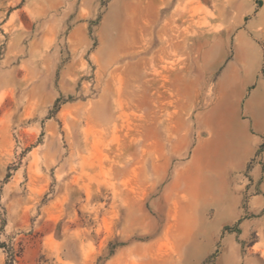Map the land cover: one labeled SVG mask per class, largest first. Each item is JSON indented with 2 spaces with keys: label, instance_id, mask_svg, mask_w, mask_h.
Masks as SVG:
<instances>
[{
  "label": "rangeland",
  "instance_id": "374dc122",
  "mask_svg": "<svg viewBox=\"0 0 264 264\" xmlns=\"http://www.w3.org/2000/svg\"><path fill=\"white\" fill-rule=\"evenodd\" d=\"M263 66L264 0H0V264H264Z\"/></svg>",
  "mask_w": 264,
  "mask_h": 264
},
{
  "label": "crops",
  "instance_id": "0c3cea01",
  "mask_svg": "<svg viewBox=\"0 0 264 264\" xmlns=\"http://www.w3.org/2000/svg\"><path fill=\"white\" fill-rule=\"evenodd\" d=\"M229 77H230L229 75L224 76V78H223V80H222V82H221V92L225 94V95L223 96V100L221 101V103L224 101V102H228V104H227V106L225 107V109L227 110V112H226L227 115L224 116V119H223V116H221V118L218 119V120H220V121H232V116H231V114L229 113V108H232L233 103H231V102H232V100L234 101L235 97H232V96H230V95L226 96V89H227V88H224V87H223V82H224V80L229 79ZM221 103H220V105H221ZM220 105H219V106H220ZM216 110H217V109H216ZM216 110H215V111H216ZM246 110H249V109H248V102L246 103ZM215 111H214L213 113H211V115L209 116V118H208L207 121H212V120L214 119L212 116L214 115ZM209 177H210V176H207V177H206L207 181L210 179ZM208 182H209V183H208ZM208 182L204 183V193H205V195H207V196H212V195H210V193H207V192L210 191V190H212L216 184H215L214 182H212V179H210V181H208ZM206 191H207V192H206Z\"/></svg>",
  "mask_w": 264,
  "mask_h": 264
},
{
  "label": "trees",
  "instance_id": "16d2710c",
  "mask_svg": "<svg viewBox=\"0 0 264 264\" xmlns=\"http://www.w3.org/2000/svg\"><path fill=\"white\" fill-rule=\"evenodd\" d=\"M262 72L264 73V66H263V70H262Z\"/></svg>",
  "mask_w": 264,
  "mask_h": 264
}]
</instances>
